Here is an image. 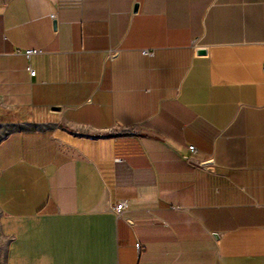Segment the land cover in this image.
<instances>
[{"label": "crops", "instance_id": "crops-1", "mask_svg": "<svg viewBox=\"0 0 264 264\" xmlns=\"http://www.w3.org/2000/svg\"><path fill=\"white\" fill-rule=\"evenodd\" d=\"M0 234L3 264H264V0H0Z\"/></svg>", "mask_w": 264, "mask_h": 264}, {"label": "built area", "instance_id": "built-area-1", "mask_svg": "<svg viewBox=\"0 0 264 264\" xmlns=\"http://www.w3.org/2000/svg\"><path fill=\"white\" fill-rule=\"evenodd\" d=\"M40 51L41 50H37V49H33V50H27L26 52H25V55L27 56V58H30L33 54H37V53H40ZM118 52V50H110L109 51V53H108V58L110 59V58H113V56L116 54ZM145 52L147 53V54H153L152 52H150V51H148V50H145ZM29 71H30V74L32 75V76H34L35 74H36V71L33 69V68H31V67H29ZM189 149L191 150V151H194L195 150V147L194 146H190L189 147ZM118 161H120V159H118ZM201 166H206L205 164H202ZM125 207H126V204L124 203V202H119V203H116V205L114 206V208H115V211L117 212V214H120L121 212H122V210L124 209L125 210ZM137 247L138 248H140V245L139 244H137Z\"/></svg>", "mask_w": 264, "mask_h": 264}, {"label": "rangeland", "instance_id": "rangeland-1", "mask_svg": "<svg viewBox=\"0 0 264 264\" xmlns=\"http://www.w3.org/2000/svg\"><path fill=\"white\" fill-rule=\"evenodd\" d=\"M7 239L2 238L0 234V264H3L2 258L4 257V245L6 243Z\"/></svg>", "mask_w": 264, "mask_h": 264}, {"label": "water", "instance_id": "water-1", "mask_svg": "<svg viewBox=\"0 0 264 264\" xmlns=\"http://www.w3.org/2000/svg\"><path fill=\"white\" fill-rule=\"evenodd\" d=\"M198 53H200V54H201V53H205V52H204V50H200V52H198Z\"/></svg>", "mask_w": 264, "mask_h": 264}]
</instances>
